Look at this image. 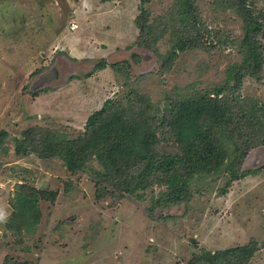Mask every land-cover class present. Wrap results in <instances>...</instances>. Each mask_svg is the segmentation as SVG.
I'll return each mask as SVG.
<instances>
[{"label": "rangeland", "instance_id": "374dc122", "mask_svg": "<svg viewBox=\"0 0 264 264\" xmlns=\"http://www.w3.org/2000/svg\"><path fill=\"white\" fill-rule=\"evenodd\" d=\"M255 1L262 9L264 0ZM173 2L149 0L143 7L151 21L166 16ZM193 2L190 25L195 22L194 34L207 51L179 54L161 75L153 52L135 46L139 0H0V132L7 133L0 143V211L7 218L16 210L17 186L56 193L54 202L37 201V225L21 239L0 221V264L5 257L28 264H186L202 249L213 253L246 244L257 248L249 264H264L262 147L241 162L242 171L256 173L233 181L224 194L225 175L200 177L187 205L153 215L149 190L142 200L97 197L95 172L104 170L95 157L85 170L71 172L59 156L15 154L14 139L27 128L48 127L73 139L106 100L127 105L131 90L158 111L157 125L166 105L169 110L184 95L223 84L229 67L242 62L237 46L228 43L243 36L242 22L229 10L214 11L212 0ZM257 41L260 71L244 76L238 93L264 105V32ZM157 48L165 54L168 45ZM124 61L130 63L125 74L111 67Z\"/></svg>", "mask_w": 264, "mask_h": 264}, {"label": "trees", "instance_id": "16d2710c", "mask_svg": "<svg viewBox=\"0 0 264 264\" xmlns=\"http://www.w3.org/2000/svg\"><path fill=\"white\" fill-rule=\"evenodd\" d=\"M148 2L139 0V14L134 18L138 30L135 46L153 52L160 61L161 75L172 69L179 54L197 49L207 51L200 42L201 35L194 34L195 22L191 27L197 8L193 0H174L166 16L151 21L150 12L143 7ZM212 4L214 11L229 10L242 22L243 36L228 41L237 46L242 62L229 67L223 84L204 93L184 95L169 110L166 105L157 125L154 123L158 111L136 90H131L126 96L127 105L106 100L86 119L84 132L73 139L48 127L27 128L21 132L22 137L14 139L15 154L59 156L71 172L85 170V164L95 157L104 170L95 172L97 197L110 195L118 200L128 195L142 200L149 190L150 215L156 209L187 205L192 184L200 177L225 175L221 190L224 194L233 181L256 173L242 171L240 167L247 152L264 149V105L242 97L238 89L244 76L254 77L261 68L257 37L264 32V5L257 10L255 0H212ZM175 27L185 32L179 34ZM202 31L204 35L208 33L204 28ZM165 36L169 39L165 40ZM161 42L168 45L165 54L158 51ZM111 67L125 74L130 63L124 61ZM6 138L7 133L0 132V143ZM30 187L17 186L16 210L4 220L16 239H21L30 226L36 227L37 201L42 198L54 202L56 196L55 191ZM154 189H159L156 195ZM22 249L27 252L29 247ZM256 252L255 244L213 253L202 249L192 253L186 264H249ZM3 264L28 263L5 257Z\"/></svg>", "mask_w": 264, "mask_h": 264}, {"label": "clouds", "instance_id": "9594fccd", "mask_svg": "<svg viewBox=\"0 0 264 264\" xmlns=\"http://www.w3.org/2000/svg\"><path fill=\"white\" fill-rule=\"evenodd\" d=\"M6 219V214L0 211V221H4Z\"/></svg>", "mask_w": 264, "mask_h": 264}, {"label": "water", "instance_id": "95a60500", "mask_svg": "<svg viewBox=\"0 0 264 264\" xmlns=\"http://www.w3.org/2000/svg\"><path fill=\"white\" fill-rule=\"evenodd\" d=\"M50 79H51V78H50ZM33 90H34V88H31V89H30V92H33Z\"/></svg>", "mask_w": 264, "mask_h": 264}]
</instances>
